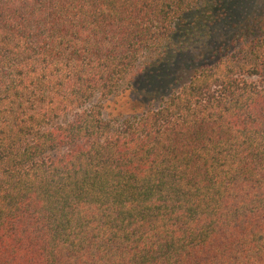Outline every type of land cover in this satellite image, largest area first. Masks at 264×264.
Returning a JSON list of instances; mask_svg holds the SVG:
<instances>
[{"label":"trees","instance_id":"obj_1","mask_svg":"<svg viewBox=\"0 0 264 264\" xmlns=\"http://www.w3.org/2000/svg\"><path fill=\"white\" fill-rule=\"evenodd\" d=\"M217 1L0 0V264H264V0Z\"/></svg>","mask_w":264,"mask_h":264},{"label":"rangeland","instance_id":"obj_2","mask_svg":"<svg viewBox=\"0 0 264 264\" xmlns=\"http://www.w3.org/2000/svg\"><path fill=\"white\" fill-rule=\"evenodd\" d=\"M219 4L222 5L226 9L227 12H229L230 18L228 19H221L220 22H215L209 30L208 28L206 29L205 33L203 36H209L211 37V34L213 36H217V33L212 32L213 29L219 27L221 31L224 29V26H229L231 25V18L232 15H236L235 17L237 18H242L244 17L245 13L250 12L247 4L244 2V0H218ZM217 1V2H218ZM218 10L217 6L212 7V12L216 15V11ZM199 14V12L195 13ZM248 15V14H247ZM246 15V16H247ZM199 16V15H198ZM202 18V17H201ZM194 15L189 16L187 19V23L191 25V23L194 21ZM226 37V33L224 34ZM212 36V37H213ZM195 53V52H193ZM178 58V56H176ZM182 60H179L181 62ZM169 65V66H167ZM194 67V66H192ZM178 68V64L176 62V66H173V64H169L167 62L166 65L163 67L159 68L158 71L160 70V73L157 74V84H161V88L163 89L162 91H165L169 86V83L171 82L169 79V75ZM150 97H146L145 95H142L141 93L138 94L136 91H128L122 96L114 97L107 99L103 101L101 104L103 106V109L106 114L109 115V117H116L118 115H127V114H132L135 111H140L142 112L148 103V100ZM145 106V107H144ZM144 107V108H143Z\"/></svg>","mask_w":264,"mask_h":264}]
</instances>
